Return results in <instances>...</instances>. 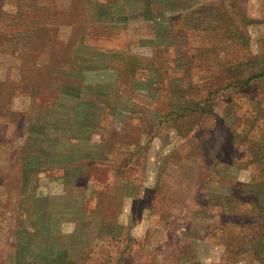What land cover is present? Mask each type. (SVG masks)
Returning a JSON list of instances; mask_svg holds the SVG:
<instances>
[{
	"label": "rangeland",
	"instance_id": "rangeland-1",
	"mask_svg": "<svg viewBox=\"0 0 264 264\" xmlns=\"http://www.w3.org/2000/svg\"><path fill=\"white\" fill-rule=\"evenodd\" d=\"M0 264H264V0H0Z\"/></svg>",
	"mask_w": 264,
	"mask_h": 264
}]
</instances>
